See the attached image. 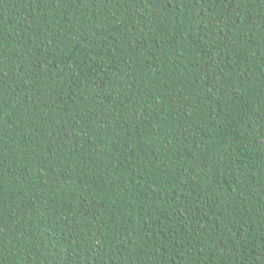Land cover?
<instances>
[{
	"label": "trees",
	"instance_id": "1",
	"mask_svg": "<svg viewBox=\"0 0 264 264\" xmlns=\"http://www.w3.org/2000/svg\"><path fill=\"white\" fill-rule=\"evenodd\" d=\"M0 264H264V0H0Z\"/></svg>",
	"mask_w": 264,
	"mask_h": 264
}]
</instances>
